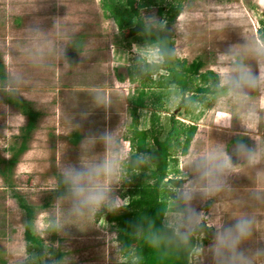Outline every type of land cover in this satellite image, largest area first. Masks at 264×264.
I'll use <instances>...</instances> for the list:
<instances>
[{
    "label": "rangeland",
    "instance_id": "obj_1",
    "mask_svg": "<svg viewBox=\"0 0 264 264\" xmlns=\"http://www.w3.org/2000/svg\"><path fill=\"white\" fill-rule=\"evenodd\" d=\"M37 3L39 11L25 16L31 0H0V63L4 65L5 71L8 62L4 50L18 42L23 25L29 24L34 18H39L42 26L49 31L53 29L54 18H67L65 23L75 35L66 47L67 64L64 60H54L49 71L33 73L32 85L25 90L23 97H18L29 99L27 101L32 103V108L43 115L38 131L31 134L28 144L30 155L26 159L20 158L21 163L15 168L13 178L18 192L33 205H41L55 188L53 175L59 173L62 164L72 162L78 165L81 144L88 135L99 134L105 130L115 133L124 155L127 156L129 144L125 140L130 136L129 108L136 103L145 104V91L140 92L137 83L131 84L128 80L119 82L117 76L126 79V70L141 61L143 64V58L148 55L146 49L154 47L147 45L141 35L134 38L121 35L111 16L105 11L102 0H37ZM189 6L202 8L204 15L196 21H189L179 15L171 26L176 57L181 62L189 64L200 60L204 64L202 72L212 71L218 77L222 63L219 53L226 52L231 46H243L248 37L260 41L258 30L261 21H264V0H184L182 11ZM213 12L230 16L236 26L230 25L224 33L212 29L210 25L213 23ZM144 14L149 19L155 15V10ZM80 37L83 52L78 54L75 52V43L79 42ZM251 66L254 72L257 71L254 62ZM165 77L166 73L158 69L151 72L148 78L151 83ZM194 87L190 86L189 92L194 91ZM152 91L157 93L158 89L153 88ZM171 91L172 87L163 91L165 97L160 108L150 106L148 99L145 108L139 107L136 114L140 129H149L154 114L161 123L168 116H176L179 132L170 143L169 151L173 159L169 162L168 179H182L186 154L202 145L210 147L213 141L224 142L231 147L239 137L229 135L216 127L227 113L219 110L220 106L213 95H208L207 103L198 110H172L169 105ZM98 93L103 94L109 101L107 108L94 100V94ZM5 97L8 96L0 93V105H5ZM255 99L258 106L264 108V97L258 96ZM8 108L13 114H17L14 108ZM81 113H88L87 118L82 119ZM25 123V120L20 122L17 119L9 127L7 115L3 107H0L1 158H9L6 149L14 143V137L19 135V130ZM190 126H194L196 131L187 153L183 155V137ZM233 126L234 131H242L238 121L234 120ZM73 132H79L82 136L78 146L70 144L69 135ZM260 134L264 135V127L260 129ZM244 142L249 145L254 143L248 137H244ZM94 154L98 158L104 156L102 143L95 145ZM232 182L241 190L250 187L252 183L243 175L233 178ZM126 185L124 178L116 187L115 195L120 200L126 191ZM2 186L0 178V258L6 264H23L29 259L23 241V214L16 203L9 200L10 192ZM168 187L163 188L161 198L169 206ZM194 204L198 211L206 213L211 207V202L202 203L197 200ZM62 207L61 201L55 199L47 211L38 214L34 223V233L44 242L45 251L51 247L63 252V264L126 263L115 242L114 230L107 224L104 216L98 218L101 213L82 223L65 224L63 233H56L53 240L48 227L49 220L54 214L56 221L60 222ZM225 219H228L227 216ZM210 239L211 234L203 241L205 246ZM48 257L49 254L46 255L47 259ZM35 261L44 263L45 259ZM189 264H195L194 256L189 258ZM205 264H211L210 258L205 259Z\"/></svg>",
    "mask_w": 264,
    "mask_h": 264
},
{
    "label": "clouds",
    "instance_id": "obj_2",
    "mask_svg": "<svg viewBox=\"0 0 264 264\" xmlns=\"http://www.w3.org/2000/svg\"><path fill=\"white\" fill-rule=\"evenodd\" d=\"M38 11L37 0H31L25 16ZM180 15L196 21L204 11L189 6ZM211 15L210 27L216 31L224 33L230 25L236 26L230 16L219 12ZM66 19L54 18L52 31L46 30L39 18L23 25L18 42L4 50L8 67L0 79V93L13 100L23 97L32 85L33 73L49 71L54 60L67 64L66 47L75 33L65 23ZM149 19L158 33H167V20L155 16ZM154 45L146 49L148 55L143 58L142 71L165 64L180 70L175 63L176 49L165 35L159 36ZM219 59L220 74L212 82L211 94L219 110L227 114L216 127L239 139L231 147L213 141L210 147L202 145L186 154L182 179L167 189L169 206L161 216V226L157 227L155 221L137 224L134 235L154 249L184 252L190 259L194 256L195 264H205L206 258H210L211 264H264V135L260 134L264 108L255 99L264 97V38L257 41L248 37L243 46H231L219 53ZM252 62L256 65L255 72ZM93 98L105 108L109 106L103 94H94ZM206 103L207 94L202 100H193L183 89L172 85L169 97L172 110H198ZM0 107L7 115L9 127L22 116L13 114L7 105ZM87 116L88 113H81L82 119ZM234 120L242 131L233 130ZM244 137L254 143H245ZM97 143L104 146L101 158L94 154ZM151 161L152 157L146 153H137L135 160L131 154L125 156L117 135L108 130L88 135L82 141L78 165L66 162L59 167L57 191L63 206L62 219L57 222L53 214L48 227L62 234L67 223H82L97 214L117 211L122 201L115 190L125 178L126 166L139 168ZM241 175L252 182L243 190L232 182ZM197 200L211 202L210 210L198 211L194 204ZM209 234L211 239L205 246L203 241ZM133 257L131 264H139V256L133 253Z\"/></svg>",
    "mask_w": 264,
    "mask_h": 264
},
{
    "label": "trees",
    "instance_id": "obj_3",
    "mask_svg": "<svg viewBox=\"0 0 264 264\" xmlns=\"http://www.w3.org/2000/svg\"><path fill=\"white\" fill-rule=\"evenodd\" d=\"M105 11L111 16L118 32L125 38H134L141 35L145 43L149 46H155L154 41L159 36L165 35L168 41L174 46V37L171 26L175 23L177 17L182 12V2L184 0H102ZM155 10V17L161 20H167V33H158L155 24L145 18L146 12ZM135 21V22H134ZM82 37L79 42L75 43V52L82 53ZM264 38V21H261L258 30V39ZM175 47V46H174ZM139 62V61H138ZM175 63L179 66L177 70L172 65L165 64L155 69L142 71V61L136 64L137 67L128 68L126 70V79L117 76L119 82L128 80L131 84H138L140 92L145 91V104H135L129 108L131 122L128 127L130 136L126 141L129 144L128 154L132 155L135 160L137 153H146L152 157V161L143 167H134L129 164L125 168V179L127 185L125 192L121 196L122 206L115 212H103L107 224L115 232V242L118 245L120 254L124 257L126 263L131 264L134 259L133 253L139 256V264H189V256L184 252H177L170 249H154L146 241L135 237V227L137 224H147L148 221H155L156 226L160 227L161 216L168 208L167 202L161 198L163 188L170 186L174 182L181 179H168L169 162L171 159L170 143L171 139L178 134L177 126L179 123L175 115L161 123L159 118L154 114L151 119L149 129L138 128V119L136 112L139 107L145 108L148 99L150 106L160 108L161 101L165 97L163 91L172 85H177L178 89H183L185 93L190 94L193 100H202L204 95L211 94V85L218 77L212 71H201L204 64L200 60H194L191 63L179 61L176 57ZM142 64V65H140ZM162 69L166 73V77L159 81H151L149 74ZM5 73L4 65L0 63V79ZM195 86L194 91H190V86ZM153 88L158 89L154 93ZM151 92V93H150ZM6 96V95H5ZM147 100V101H146ZM4 103L22 114L26 118V124L20 128L19 135L14 137V143L7 148L9 154L8 159L0 157V178L2 179L3 189L10 192L12 199L18 209L23 214V241L25 252L29 259L23 264H59L63 260L65 254L61 251L48 248L45 251V244L42 239L34 233V223L39 213L47 211L53 201L58 199L59 192L57 185L59 173H54L56 186L49 192L48 197L41 205L30 204L26 198L18 192V187L13 181L14 170L19 162V158L28 150V144L31 140V134L38 127V120L41 114L32 108V103L17 98L5 97ZM196 128L190 126L187 128L183 137L181 154L185 155L188 151L190 143L194 137ZM73 144L80 142V136L73 134ZM51 237L56 238V232L51 229ZM131 250V251H129ZM49 254L50 257L46 258ZM51 258V259H49ZM36 260L45 259L44 263L36 262ZM53 261V262H51ZM0 264H6L0 260Z\"/></svg>",
    "mask_w": 264,
    "mask_h": 264
},
{
    "label": "crops",
    "instance_id": "obj_4",
    "mask_svg": "<svg viewBox=\"0 0 264 264\" xmlns=\"http://www.w3.org/2000/svg\"><path fill=\"white\" fill-rule=\"evenodd\" d=\"M78 54H80V53H78ZM26 100H29V99H26ZM6 105V104H5ZM8 106V105H7ZM10 107V106H9ZM128 107V106H127ZM39 112V111H38ZM16 113H19L17 110H16ZM40 113V112H39ZM41 114V117L43 116L42 115V113H40ZM39 118V120H38V127H39V124H40V119H42V118ZM18 120H20V122L21 121H23V120H25L26 121V118L24 117L23 118V116H21V117H19V118H17ZM26 124V123H25ZM23 127V126H22ZM21 127V128H22ZM38 127H37V129L34 131V133L36 132V131H38ZM33 133V134H34ZM73 134H78L79 136H80V142L82 141V136H81V134L79 133V132H73V133H71L70 135H69V141H70V144L72 145V146H78V145H80V142L77 144V145H74L73 144V141H74V136H72ZM126 141V140H125ZM128 143V142H127ZM129 146V145H128ZM7 150V149H6ZM30 152H31V150H29V146H28V150L24 153V154H22L21 156H20V158L22 157L23 159H26L27 157L26 156H29L30 155ZM128 152V151H127ZM6 153H7V151H6ZM8 154V153H7ZM126 155H127V153H126ZM20 158H19V160H20ZM20 163H21V160L18 162V164L16 165V167H18V165H20ZM15 167V168H16ZM54 179H55V177H54ZM56 181V180H55ZM9 200H11V201H13L12 199H9ZM1 254H2V251H0V256H1ZM0 260H1V258H0ZM2 261V260H1Z\"/></svg>",
    "mask_w": 264,
    "mask_h": 264
}]
</instances>
